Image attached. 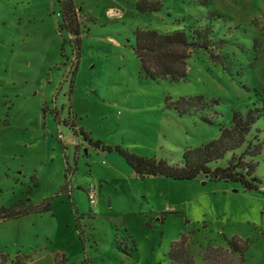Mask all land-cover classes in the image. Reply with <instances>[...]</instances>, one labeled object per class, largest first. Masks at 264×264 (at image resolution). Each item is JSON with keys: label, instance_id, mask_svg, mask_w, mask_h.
<instances>
[{"label": "rangeland", "instance_id": "1", "mask_svg": "<svg viewBox=\"0 0 264 264\" xmlns=\"http://www.w3.org/2000/svg\"><path fill=\"white\" fill-rule=\"evenodd\" d=\"M137 1L73 0L80 44L70 87L72 37L58 26L56 0H0V207L49 204L0 220L5 264H169L168 247L181 233L193 264L207 243L226 248L222 234L244 244L241 264H264V148L255 157L259 190L242 191L200 175L138 179L115 150L93 146L179 165L184 149L215 139L232 111L264 97V0H159L161 9L147 14ZM209 12L236 27L221 50L228 71L198 51L184 80L139 72L135 30L171 33ZM193 95L218 99L214 124L165 106L166 97ZM254 127L264 132V121Z\"/></svg>", "mask_w": 264, "mask_h": 264}, {"label": "trees", "instance_id": "2", "mask_svg": "<svg viewBox=\"0 0 264 264\" xmlns=\"http://www.w3.org/2000/svg\"><path fill=\"white\" fill-rule=\"evenodd\" d=\"M56 2L60 8L61 18L58 26L72 37L69 41L73 55L69 81L71 87L79 55V15L73 0H56ZM196 2L199 6L207 4L206 0ZM134 6L138 12L147 14L158 12L162 4L159 0H138ZM235 29V26L231 27L227 24V19L223 15L215 12H209L203 21L193 20L181 30L171 33L162 34L155 30L137 29L134 31L133 52L139 62V72L151 80H184L187 76V60L198 51L205 52L211 62L219 64L228 71L230 62L225 54H221V50L227 44L225 36L230 35ZM217 104V98L203 95L179 97L175 100L165 98L166 108L174 110L178 116L201 113L200 119L208 125L214 124L213 117L217 116L214 106ZM204 111H207V114H202ZM259 119L264 121V97L251 103L243 113L232 111L229 125H219V134L215 139L193 149H184L179 165L169 164L162 159L135 155L117 146H102L100 142H93V146L107 151L115 150L138 179L161 177L187 181L200 175L209 180L237 183L242 191H258L260 180L254 176L257 167L255 157L260 155L264 148V132L254 127ZM80 132L84 135V140H88L86 135ZM226 153L230 156L224 166L209 167L210 164L222 159ZM48 209L47 201L40 206H33L17 199L9 208L0 207V220ZM222 238L226 248L212 247L207 243L200 254L198 264L242 263L244 244L235 237L222 234ZM230 256H236L238 263L231 260ZM167 258L169 264H193L188 254V238L185 234L181 233L176 241L170 243ZM7 261H9L7 255H1L0 264H5ZM10 263L18 264L15 260Z\"/></svg>", "mask_w": 264, "mask_h": 264}, {"label": "built area", "instance_id": "3", "mask_svg": "<svg viewBox=\"0 0 264 264\" xmlns=\"http://www.w3.org/2000/svg\"><path fill=\"white\" fill-rule=\"evenodd\" d=\"M86 196H87V202L90 206L95 204V192L94 187L92 184H88L85 188Z\"/></svg>", "mask_w": 264, "mask_h": 264}, {"label": "flooded vegetation", "instance_id": "4", "mask_svg": "<svg viewBox=\"0 0 264 264\" xmlns=\"http://www.w3.org/2000/svg\"><path fill=\"white\" fill-rule=\"evenodd\" d=\"M21 200V199H20Z\"/></svg>", "mask_w": 264, "mask_h": 264}]
</instances>
